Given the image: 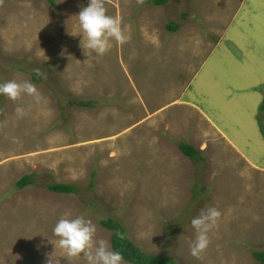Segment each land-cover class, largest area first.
<instances>
[{
  "label": "rangeland",
  "instance_id": "rangeland-1",
  "mask_svg": "<svg viewBox=\"0 0 264 264\" xmlns=\"http://www.w3.org/2000/svg\"><path fill=\"white\" fill-rule=\"evenodd\" d=\"M53 1L0 0V82L30 81L42 97L0 95V264H87L53 235L60 218L81 215L96 239L111 245L101 225L110 218L143 252L175 264H261L264 166L230 138L264 143V0H104L129 39L103 56L81 46L75 16L88 0ZM25 175L34 183L17 188ZM53 184L77 190L59 195ZM209 207L221 216L193 256L191 219Z\"/></svg>",
  "mask_w": 264,
  "mask_h": 264
},
{
  "label": "clouds",
  "instance_id": "clouds-1",
  "mask_svg": "<svg viewBox=\"0 0 264 264\" xmlns=\"http://www.w3.org/2000/svg\"><path fill=\"white\" fill-rule=\"evenodd\" d=\"M79 28L84 34L81 41L83 49L91 50L99 56L106 54L112 47V41L119 44L127 42L126 35L119 18L107 14L104 0H88L75 16ZM86 37V43H83ZM0 95L15 102L23 95L34 97L37 103L42 99L37 87L30 81L0 82ZM18 115L23 116L25 109L17 107ZM221 212L215 207L202 210L199 215L191 219V226L196 231V239L191 246V254L199 256L209 245L210 230L216 225ZM97 226L84 216L60 218L53 228V235L57 237L56 244L68 256L80 257L87 264H126L123 254L111 247L109 241L96 239Z\"/></svg>",
  "mask_w": 264,
  "mask_h": 264
},
{
  "label": "trees",
  "instance_id": "trees-1",
  "mask_svg": "<svg viewBox=\"0 0 264 264\" xmlns=\"http://www.w3.org/2000/svg\"><path fill=\"white\" fill-rule=\"evenodd\" d=\"M150 4L153 6H163L167 3V0H150ZM53 8L56 7L53 0H50ZM187 15L184 14L183 17ZM167 29L170 32H177L180 29V24L175 22L169 23ZM72 105H82V102L73 103ZM264 109V106L262 107ZM178 148L183 156L191 160L193 163L197 164L201 158V154L198 150L193 148L189 144L180 143ZM92 179L95 178L96 174L92 173ZM32 176L25 175L17 183L16 187L19 189H24L25 187L33 184ZM92 185V181L91 184ZM48 190L59 195H69L74 194L77 190L75 185L70 184H53L48 186ZM101 225L106 229L112 232L111 235V247L115 250L120 251L127 263L130 264H175L170 257H162L153 254H147L143 252L139 247H137L134 242H132L125 233L124 227L115 222L114 220L107 218L106 220H101ZM253 257L256 261L261 264H264V251H254Z\"/></svg>",
  "mask_w": 264,
  "mask_h": 264
},
{
  "label": "crops",
  "instance_id": "crops-1",
  "mask_svg": "<svg viewBox=\"0 0 264 264\" xmlns=\"http://www.w3.org/2000/svg\"><path fill=\"white\" fill-rule=\"evenodd\" d=\"M171 46V45H170ZM217 47H215L214 49H216ZM174 49V47L172 46V48L169 50L170 51V55H171V58H172V56H173V54H175L176 55V53H174L176 50H173ZM214 49H212V52H214L215 50ZM177 52V51H176ZM173 60V59H172ZM254 85V84H253ZM252 85V86H253ZM249 87H251V85H249L248 86V88ZM244 96V95H243ZM180 100H178L177 101V103L176 104H179L178 102H179ZM185 102V105L184 106H188V108L191 110H193L192 112H193V114L195 115H199V116H203V118H204V120H208L210 123L209 124H211L212 126H213V128H214V130H213V132L215 133V134H217V135H219V134H224V132L222 131V130H220L217 126H216V124H214V121L212 120V115L211 114H207L204 110H203V108H201L199 105H198V103L196 104V103H194V102H189V101H184ZM196 105H198V106H196ZM174 121L175 120H173V124L172 125H174ZM203 125H206L205 123H203ZM208 128H210L209 127V125H207V126H204V129H206V131H207V129ZM200 129H202V127L200 128ZM209 130V129H208ZM211 131V130H210ZM211 133V132H210ZM226 135H228L227 133H225ZM231 140V142L233 143V145H235L234 147L238 150V152L239 153H241L242 155H244L245 157H247L249 160H251L252 161V165H262V166H264V143L262 142V140L261 141H258V149H253V146L251 145V144H246V145H244V146H241V145H239L238 144V141H236V140H233L232 138H230ZM258 139H260V137L258 138ZM257 139V140H258ZM236 141V142H235ZM250 148H251V150H250ZM258 150V154L256 153V151Z\"/></svg>",
  "mask_w": 264,
  "mask_h": 264
}]
</instances>
